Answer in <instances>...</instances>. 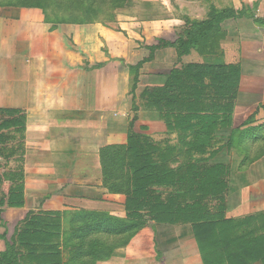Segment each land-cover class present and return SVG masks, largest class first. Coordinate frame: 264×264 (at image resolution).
Wrapping results in <instances>:
<instances>
[{
	"label": "crops",
	"instance_id": "1",
	"mask_svg": "<svg viewBox=\"0 0 264 264\" xmlns=\"http://www.w3.org/2000/svg\"><path fill=\"white\" fill-rule=\"evenodd\" d=\"M243 7L264 18V0H232V8ZM9 9L0 10V108L26 115V138L21 162L25 205L0 211V234L6 239L16 237L29 213L57 212L64 264H206L190 223H161L145 214L146 225L129 236L112 230L110 217L128 219L127 197L111 191L102 161L106 147L127 143L132 121L137 134L155 143L178 140V131L168 129L156 106H146L144 92L177 84L174 71L184 72L191 63L240 68L239 85L230 97L231 125L220 124L216 131L223 142L213 161L230 168L225 217H264V150L255 154L264 143V24L253 17L226 20V35L215 53L193 49L180 56L174 47L157 49L134 87L136 72L129 65L150 57L149 46L159 39L175 41L184 20L120 19L124 32L89 24L72 42L62 27H48L39 10L21 7L15 16ZM182 81H189L184 73ZM182 94L186 99L189 91ZM211 96L220 98L214 91L203 98ZM188 106L182 104L184 110ZM249 153H254L250 159ZM91 215L103 216L107 224L87 225L85 246L75 256L73 246L64 247L66 238L74 224ZM5 249L0 238V251ZM22 264L41 263L26 258ZM244 264H264V258L247 257Z\"/></svg>",
	"mask_w": 264,
	"mask_h": 264
},
{
	"label": "trees",
	"instance_id": "2",
	"mask_svg": "<svg viewBox=\"0 0 264 264\" xmlns=\"http://www.w3.org/2000/svg\"><path fill=\"white\" fill-rule=\"evenodd\" d=\"M122 1L116 4V8L123 7ZM242 17H253L264 24V18H256L246 8H212L202 20L185 16V23L175 41L159 39L156 45L149 46L150 57L129 65L136 72L134 87L144 62L151 60L157 49L174 47L180 56L190 54L193 49L203 54L218 52L220 41L226 35L222 24L230 18ZM182 73L189 80L184 85ZM174 78H179L177 84H169L153 93L147 90L144 96H148L146 106L151 109V102L156 106L168 129L178 131V140L155 143L137 134L132 121L127 143L106 147L102 151L106 178L110 175V167L117 168L111 164L107 169L109 158L115 155L117 159L122 150L128 157V166L122 167L130 170L133 176V191L126 199L128 219L122 221L110 217L112 230H131L134 233L146 225L147 220L143 216L147 214L156 222L190 223L206 264H215L223 259L230 264H244L247 257L255 260L264 258V217H225L230 168L227 164L213 161L223 142L216 136V131L220 124L221 127L231 125L234 104L230 97L239 85L240 68L237 65L191 63L184 67V72L175 70ZM169 88L174 90L171 92ZM183 91H189V96H184L186 99H182ZM213 91L221 98L222 104L219 103L220 98H203L205 93ZM183 103L186 107L189 105L185 110ZM0 118L1 211L6 206L25 205L22 163L16 168H8L7 164L17 154L21 162L24 160L26 115L19 109L0 108ZM15 140H19L18 147L13 143ZM5 143L8 144L6 148ZM111 152L112 156L109 155ZM176 163V166L172 165ZM124 186L110 184V189L126 193ZM163 191H166L165 196ZM91 222L101 226L107 224L106 218L99 215L74 224V232L66 238L64 247L73 246L75 256L80 255L78 252H82L85 246L86 229ZM61 228L57 212L29 213L25 226L11 241L5 234H0L6 242V249L0 251V264H22L26 258L41 264H64L59 241Z\"/></svg>",
	"mask_w": 264,
	"mask_h": 264
},
{
	"label": "rangeland",
	"instance_id": "3",
	"mask_svg": "<svg viewBox=\"0 0 264 264\" xmlns=\"http://www.w3.org/2000/svg\"><path fill=\"white\" fill-rule=\"evenodd\" d=\"M119 1L121 0H0V10L1 8H10L8 11L18 16L20 14L19 8L33 7L39 10L48 27L51 29L62 27L66 32L64 34L74 42L72 39L74 35L78 33L80 28L89 24L98 23L124 32L125 30L118 25L120 19L121 21H151L175 17L184 20L185 16H189L193 20H202L208 16L212 8L223 10L232 7V0H123V7L116 8ZM13 143L17 147L19 146V140H15ZM243 145L246 147L245 144ZM4 146L6 148L8 144L5 143ZM262 150H264V143L258 146L255 154ZM124 152V150L120 151L117 159L114 157L115 155L110 157V163L106 166L107 169L109 168L108 165L111 164L117 167L116 170L109 168L110 175L108 174V178L111 184L125 185L126 193H121L127 197L133 191L131 183L133 176L130 170L122 167L128 166V157L124 155ZM112 154L111 152L109 155L112 156ZM253 155L254 153H249L247 158L250 159ZM18 156L19 154L9 161L7 160L8 168H16L21 165ZM173 165L176 166L177 163ZM2 193V187H0V195ZM163 194L165 196L166 191H163ZM131 233V230L127 231L128 236ZM7 238L10 240V237ZM1 244L4 242L1 241Z\"/></svg>",
	"mask_w": 264,
	"mask_h": 264
}]
</instances>
